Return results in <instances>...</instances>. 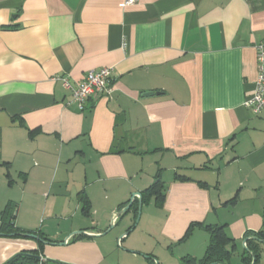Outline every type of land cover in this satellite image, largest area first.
Here are the masks:
<instances>
[{"label":"crops","instance_id":"obj_1","mask_svg":"<svg viewBox=\"0 0 264 264\" xmlns=\"http://www.w3.org/2000/svg\"><path fill=\"white\" fill-rule=\"evenodd\" d=\"M124 1L0 0V228L13 216L37 236L0 235V264L31 249L45 264H181L203 257V225L224 226L240 264L264 232V108L243 106L264 0ZM102 67L113 91L83 111L54 79ZM157 175L162 205L136 222Z\"/></svg>","mask_w":264,"mask_h":264},{"label":"trees","instance_id":"obj_2","mask_svg":"<svg viewBox=\"0 0 264 264\" xmlns=\"http://www.w3.org/2000/svg\"><path fill=\"white\" fill-rule=\"evenodd\" d=\"M161 190H162V183L159 179V175H157L154 182L142 191L141 193L142 202L147 203L150 197L154 196L155 204L157 206L162 205L164 197L163 194L161 193ZM133 206H134L135 215L137 217V206L135 204ZM88 208H89V203L87 200H84L83 211L85 212V214H88ZM12 219L13 216L7 217L2 222L0 232H3L2 234H4V236H8L11 233H14V236H19L21 235L19 233H24L22 231H15L19 229L14 228V225L11 222ZM198 225H199L198 223H191L190 226L185 231L184 235L181 237L180 241H183L186 238H188V236L192 232V229ZM203 229L207 231L209 234V242L203 257L197 260L194 257L187 255L180 259L181 264H232L231 257L235 250V242L225 234L224 226L203 225ZM249 236H256L258 238L264 239V232L258 231L256 233L246 236L248 237V239L246 240L247 243L246 248L251 250L253 252V255L256 257L255 264H259L261 258L260 251L258 250V248L250 246V243L253 242L255 244V242L257 241L249 238ZM149 259L151 260V264H154L152 263V257H149ZM251 261H252V255L249 254V252H247L245 248H243L240 264H251ZM6 264H39L38 251L36 249L23 250L10 257L6 261Z\"/></svg>","mask_w":264,"mask_h":264},{"label":"built area","instance_id":"obj_3","mask_svg":"<svg viewBox=\"0 0 264 264\" xmlns=\"http://www.w3.org/2000/svg\"><path fill=\"white\" fill-rule=\"evenodd\" d=\"M136 1L125 0L123 5H131ZM255 50L257 76L253 91L245 98L243 106L258 114L264 108V39L255 45ZM114 73L113 67L90 70L75 85L71 84L64 76H57L54 79L62 82L63 87L70 92V101L75 103L80 111H83L89 99H98L111 95ZM119 241L118 243H120ZM39 264H45V258L42 255H39Z\"/></svg>","mask_w":264,"mask_h":264},{"label":"water","instance_id":"obj_4","mask_svg":"<svg viewBox=\"0 0 264 264\" xmlns=\"http://www.w3.org/2000/svg\"><path fill=\"white\" fill-rule=\"evenodd\" d=\"M146 94H152L151 92L150 93H146ZM136 196H138V205H137V218H136V222L138 221V218H139V214L141 212V207H142V196H141V193H135ZM133 201H134V195H133V198L131 199L130 202H128L124 207L123 209L120 211L118 210L115 214H113V217H112V222H111V226H113V224L115 223V221L118 219L119 215H122L123 213H125L126 211H129V209L131 208L132 204H133ZM23 236H27V237H33V238H37V236L35 234H28V233H19ZM76 234H86L88 235L89 233H85V232H78ZM104 234V233H103ZM0 235H4L2 233H0ZM9 236H14V233H11L9 234ZM123 236L120 237V239L122 238ZM249 238L253 239V240H256L257 242H260V243H263L264 244V239H261V238H258L256 236H250ZM248 239V238H247ZM244 240V248L247 252H249V254L252 255V261H251V264H255V260H256V257L253 255V252L249 249L246 248L245 246V242L246 240ZM64 242H68L67 240H65ZM63 244V243H62ZM6 264V262L4 263Z\"/></svg>","mask_w":264,"mask_h":264},{"label":"rangeland","instance_id":"obj_5","mask_svg":"<svg viewBox=\"0 0 264 264\" xmlns=\"http://www.w3.org/2000/svg\"><path fill=\"white\" fill-rule=\"evenodd\" d=\"M0 179H2L1 178V176H0ZM123 208H121L120 209V211L122 210ZM121 215H119V217H120ZM139 221V220H138ZM137 221V222H138ZM118 227L117 226H114V227H109L108 229H106L105 231H104V235H107V234H109V233H111L112 231H114V230H116ZM188 238H189V236H188ZM116 245V244H115ZM241 246L243 247V245L241 244ZM244 248V247H243ZM234 257H236L237 258V255H235ZM181 259V258H180ZM131 264H137L134 260H132L131 259ZM179 262H181V260H179Z\"/></svg>","mask_w":264,"mask_h":264}]
</instances>
